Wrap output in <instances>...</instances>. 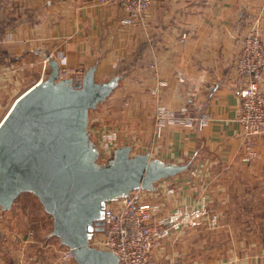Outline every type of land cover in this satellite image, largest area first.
<instances>
[{
    "label": "crops",
    "instance_id": "0c3cea01",
    "mask_svg": "<svg viewBox=\"0 0 264 264\" xmlns=\"http://www.w3.org/2000/svg\"><path fill=\"white\" fill-rule=\"evenodd\" d=\"M121 17L98 0H0V112L47 76L48 54L58 65L64 54L74 80L95 66L94 77L102 81L149 41L140 62L89 111L92 139L97 143L100 126H111L115 147L187 164L151 189L135 190L141 200L158 203L160 214L182 206L206 209L200 227L163 239L160 259L264 264V133L244 134L237 121L244 77L235 68L245 33L256 28L264 43V0H156L147 25L124 24ZM259 87L264 92V73ZM158 102L173 109L187 102L194 113L200 104L208 122L199 129L167 127L156 136ZM247 145L255 156L246 158ZM16 212L17 198L0 209V264H64L65 245L51 233V216L44 211L39 219L38 225L50 222L47 231ZM65 264L78 263L73 257Z\"/></svg>",
    "mask_w": 264,
    "mask_h": 264
},
{
    "label": "water",
    "instance_id": "95a60500",
    "mask_svg": "<svg viewBox=\"0 0 264 264\" xmlns=\"http://www.w3.org/2000/svg\"><path fill=\"white\" fill-rule=\"evenodd\" d=\"M45 78L20 94L0 121V209L23 192L34 194L52 218V235L69 247L78 264H117L110 250L89 240L103 229L106 201L178 173L187 164L149 159L120 145L102 157L88 131V114L118 85L97 81L95 66L78 80L59 77L49 59Z\"/></svg>",
    "mask_w": 264,
    "mask_h": 264
},
{
    "label": "built area",
    "instance_id": "2783aa9c",
    "mask_svg": "<svg viewBox=\"0 0 264 264\" xmlns=\"http://www.w3.org/2000/svg\"><path fill=\"white\" fill-rule=\"evenodd\" d=\"M102 4L113 6L122 14L124 24L141 23L147 25L150 8L156 0H98ZM185 33L180 35L183 40ZM51 58L44 57V62ZM59 77L76 72L65 65L66 56L58 54ZM235 68L244 77V85L239 91L237 121L244 134L264 133V92L259 87V79L264 73V43L256 28H252L240 38V46L235 58ZM182 80V78H179ZM187 102L173 109L158 102L153 111V131L160 136L163 129L171 126L190 128L204 127L209 117L202 111V105L196 106V113L189 109ZM97 145L102 157L117 143L114 128L97 132ZM253 147L247 145L246 158L255 156ZM160 205L143 201L133 190L129 196L106 201L103 209V229L94 233L89 244L110 250L118 257L117 264H198L195 260L177 258L166 262L156 256L161 246L172 231L200 227L205 215V208L192 209L182 206L171 212L160 214ZM73 258L72 251L65 246L62 262Z\"/></svg>",
    "mask_w": 264,
    "mask_h": 264
},
{
    "label": "rangeland",
    "instance_id": "374dc122",
    "mask_svg": "<svg viewBox=\"0 0 264 264\" xmlns=\"http://www.w3.org/2000/svg\"><path fill=\"white\" fill-rule=\"evenodd\" d=\"M102 106L103 104L99 106V109ZM8 107L9 105H7L6 108L2 112H0V121L7 113L8 109L10 108ZM108 128H111V126L103 125L99 127V131L102 129H108ZM19 203H21V212L19 213L16 212L15 214H19L24 217L26 216L27 218L31 219L30 221H32V226H34L35 228L38 227V228H42L43 230H45L46 228L47 231L49 230L50 222H48V224H45V220L42 219L41 220L42 225H38L40 223L39 219L43 216L45 217L46 214L44 210L42 209L40 202L38 201L37 197L34 194L30 192H23L17 197V205Z\"/></svg>",
    "mask_w": 264,
    "mask_h": 264
},
{
    "label": "trees",
    "instance_id": "16d2710c",
    "mask_svg": "<svg viewBox=\"0 0 264 264\" xmlns=\"http://www.w3.org/2000/svg\"><path fill=\"white\" fill-rule=\"evenodd\" d=\"M151 43L148 41L146 43L140 44L136 48V55L134 56L133 60L128 62L125 65H122L115 69L111 74L110 77H117L118 78V85L120 84L121 80L129 73V71L141 60L142 54L145 49Z\"/></svg>",
    "mask_w": 264,
    "mask_h": 264
}]
</instances>
